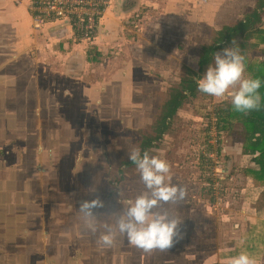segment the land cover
<instances>
[{
	"label": "flooded vegetation",
	"instance_id": "flooded-vegetation-1",
	"mask_svg": "<svg viewBox=\"0 0 264 264\" xmlns=\"http://www.w3.org/2000/svg\"><path fill=\"white\" fill-rule=\"evenodd\" d=\"M256 6L257 1L239 22L252 13ZM262 17L264 29V15ZM239 22L234 25L222 23L220 33L225 26L233 27ZM220 33L216 41L212 40V43H205L197 49V67L183 68L180 79L167 86L160 102L152 104L149 110L146 106H88L85 103L75 105L72 101L60 105L59 81H51L56 84L53 90L47 82V70L42 69L41 72V67H37L36 71L31 68L35 59L40 64L45 62L37 50L27 51L32 50L31 45L24 40L8 39L7 45L0 46V60L3 59L0 61V245L12 241L17 251L8 258V264H85L87 260L79 256L81 250L97 240L104 231L102 225L112 224L110 220L113 218L103 217L107 216V211L102 210L94 222L98 230L93 233L79 211L80 201L94 199L106 190L103 200L112 204L117 199V189L124 182V174L133 167L136 168V197L147 191L128 153L133 148H139L141 153L147 150L151 156H157V151H163V140L170 136L178 110L192 105L200 93L202 97L208 96L200 91L193 95L194 85L184 91L177 90L186 85L184 79L196 80L198 75L202 78L207 68L214 63L213 58L209 66L204 67V63L201 65V53L207 47L221 44ZM11 34L14 38L19 37L18 30ZM66 72L71 74L72 71ZM192 73L197 75L193 76ZM37 77L38 81L34 80ZM51 94H55L56 98L51 100ZM165 106L167 113L163 115L161 113ZM122 109L126 119L123 117L119 121ZM146 111L153 114L151 122L143 129L144 120L137 125V119L140 121ZM162 115L165 121L161 128L164 132L159 135L156 129ZM113 125L135 129L132 132L134 135L118 136ZM129 137L134 138L135 146L128 145ZM4 173L8 174L7 178ZM91 179L99 183L101 188L85 191L83 187L91 183ZM78 181L83 184V190L69 191L68 188ZM167 183L179 185L173 183L172 179ZM77 194L83 198L75 202ZM60 197H66L67 200ZM126 207L118 210L117 214H122ZM179 207L182 209L183 205ZM183 212L179 219H186ZM116 234L113 245L122 248L126 245V236L118 232ZM46 242L52 246L47 247ZM53 242H56L54 247ZM97 250L92 249L94 253ZM18 252L25 255L20 256ZM19 260L21 263H18ZM104 260L103 255L96 261L102 264ZM96 261L93 258L92 262Z\"/></svg>",
	"mask_w": 264,
	"mask_h": 264
},
{
	"label": "rangeland",
	"instance_id": "rangeland-1",
	"mask_svg": "<svg viewBox=\"0 0 264 264\" xmlns=\"http://www.w3.org/2000/svg\"><path fill=\"white\" fill-rule=\"evenodd\" d=\"M138 1L139 0H136V2ZM256 1L257 0H143L140 2L141 6L138 4L139 6L133 9V12L126 17L124 23L127 27L129 26V28H131L132 32H130V35L132 37H134L133 34L141 31V27H147L154 22L156 23L157 20L160 19V16H165L171 19V21L173 19L172 22H169V25H175L173 30L176 31V33L182 31L184 27L187 30L189 28L191 36H194L197 40H192V47L189 51V55L186 57V66L196 68V63H192L191 58L197 56V48L205 43H212V38L215 36V28L220 27L222 23L234 25L239 22L240 19L254 8ZM216 16L220 19L216 18ZM217 20L220 21L216 22ZM23 31L24 33L18 29V38H21V40L25 42L27 41L25 37L29 36L26 34V27L24 25ZM9 35L10 31H7V28L0 29V46L8 44L6 41ZM83 44L84 43L81 42L80 45H75L77 58L73 64H69L68 61H65L66 53L63 54L64 57L62 56V59H59V52L64 48H59L58 42L56 46L46 48L47 52L45 53L47 54V59L43 64H40L39 61L35 59V62L31 64V68L36 71L38 69L37 67H41V72L42 69H46L48 72L47 75L52 76L51 80L54 81V83L56 82L55 79L60 76L63 78L65 87H67L68 82L64 80L69 73L66 71H72L73 69L77 71L81 63L78 64V61L88 59V56H96L93 50H90L88 53V45ZM179 45H181V43H179ZM79 46L84 47L81 48ZM183 47L184 46H182V48ZM56 53L57 55H55ZM103 55L107 56L106 51L103 52ZM108 56L114 57L113 54ZM181 56L183 55L178 54V56L172 60L175 61L174 65L170 64L169 71L173 69V71H171L172 81L170 80L168 84L164 85L165 92L167 86L172 85L173 81L177 82L183 73L185 58H181ZM247 58L248 61L252 63L264 60V48L255 47L251 49L248 51ZM102 60V64H96L95 62L90 64L85 63L90 75H93L96 71L105 75L109 74L112 67H110V63H105L103 56ZM0 61L2 62L3 59L1 58ZM212 66H214V63ZM164 72L167 73V69H165ZM250 75L251 73L246 70L245 78H250ZM159 77H161V75H159ZM38 79L37 77V79L34 80L38 81ZM47 82L48 85L52 86V89L55 90L56 84H53L48 78ZM238 87L239 86L230 89V92L237 91ZM163 88L159 90L160 94L165 93L163 92ZM121 106L123 105H120V107ZM146 107L149 110L152 109L153 106ZM218 109L222 111L230 110L234 114L235 121H237V123L241 122L238 120L240 119L238 112L233 110L231 95H226L223 98H215L209 95L202 97L200 93L199 97L193 100L192 105H187L178 110L171 126L170 136L163 140V151L162 149H160L159 152L157 151V156L166 159L171 165L172 172L169 173L170 179L174 177L180 186L186 187L187 189V197L184 201L179 204L164 205L163 208L160 209V211H167L170 215L174 214L175 216H179L176 210L180 205H183V215L186 216V219H180L182 221L181 230L185 233L184 239L174 245L176 247H181V249H177V253L171 256L174 257L175 264H229L231 257L237 256V254L239 255L241 252H248L257 260V264H264V176H256L252 173L245 176L241 174L238 175L236 171L232 172L233 165L231 164V160L228 159L225 165L222 163L224 166L223 169L225 170V168H227L229 175L224 172L225 176H223L225 179L222 181L221 198L215 203L212 202L210 200L211 194L208 187L205 189L206 181L203 177V166L198 157V152H202L207 141L206 128L210 114L213 111L219 113ZM120 112L123 114L119 121H121L123 117L125 118L124 109ZM153 112H155V110H153ZM153 112L150 113L146 111L144 116L141 117L143 119H141L139 123L142 124L144 120L141 126L143 129L146 128L149 121L151 122V114H153ZM115 128L118 136L127 137L134 135L132 132L135 131V129L132 130L123 128L121 125H118V127L113 125V129ZM224 131L225 129H222L220 134V154L222 162L223 157L229 156L231 150L235 148L238 149V144L236 146H232L230 143L224 144L223 140L227 139V137L224 138L225 136L222 137ZM234 138V140L237 139V137ZM128 145L132 147L135 146L133 137L128 138ZM172 150H175V152L172 153L175 155L174 157H170ZM258 163L264 165V159L259 158ZM135 169L134 167L130 168L124 174V182H122L121 187L117 189L123 194L120 199H118L119 195L117 192L115 193L117 199H115L112 204L106 201L109 204L106 203L104 209L98 210L100 212L102 210L107 211V216L103 217L107 218L109 216L113 218V220H110L112 224L115 222V217L110 216L108 213H119L118 210L127 205V200L134 201L136 198V192L134 191V189H136ZM4 174L7 178L8 174ZM189 179L192 184L188 182ZM190 185L192 186L190 187ZM82 186L83 184H80V181H78L76 184L73 183L68 190L78 192V189H82ZM89 188L98 190L101 186L91 179V183L83 187L85 191L90 192ZM106 194L107 191L103 190L100 192V197L105 199ZM61 198L67 200L66 197H60V199ZM74 198H76L75 202H77L83 197L77 194ZM107 198H109V195ZM119 201H121L124 206ZM83 235L84 234L81 233L82 237ZM3 244L4 246L0 245V263L3 262L8 264V258L14 256L13 253L17 252L14 249L16 244L12 241H7ZM42 244L45 246V243ZM46 244L47 247L52 246L51 244L49 245L48 242H46ZM128 244L127 241L126 248ZM97 246L99 245L97 240H95L91 245L84 246L82 251H89L88 247L92 250L97 248ZM22 252H18L20 256L25 255ZM79 256L82 257L81 255ZM85 259L87 263H90L89 261L91 258ZM18 263H21L20 260Z\"/></svg>",
	"mask_w": 264,
	"mask_h": 264
},
{
	"label": "crops",
	"instance_id": "crops-1",
	"mask_svg": "<svg viewBox=\"0 0 264 264\" xmlns=\"http://www.w3.org/2000/svg\"><path fill=\"white\" fill-rule=\"evenodd\" d=\"M30 1L31 0H0V29L7 28V31H10L7 40H21V38L12 37L11 32L18 29L23 31L24 25L26 27V34L29 36L25 38L32 49L27 51H33V49L37 50V53L46 60V48L54 47L59 42V48H64L63 50L59 49L61 50L59 52V59H62V56L64 57L63 54L66 53L65 61H68L69 64H73L77 58L75 45H80L81 42L74 36L69 21L62 18H53L40 27V29H35L28 13V4ZM142 1L143 0H139L138 2H136V0H112L110 11L99 21L96 37L93 41L84 43L88 45V53L90 50H93L99 57L88 56V59L84 58L85 60L78 61V64L81 63L77 71L73 69L72 71L74 72H70L71 74L67 76L68 79L65 78L64 80L68 82L67 87H65L63 78L59 76V78L55 79L59 81L58 98L60 105L72 101L75 105L76 103L78 105L85 103L89 104L88 106H108L115 104L143 107L153 106L152 104L160 102L159 99L163 93L160 94L159 90L162 89L164 85L168 84L172 77L171 71H173V69L169 71L170 64L174 65L175 63V61L172 60H174L178 54H182L183 56H181V58H185L184 66L186 67V57L189 55V51L192 47V40L196 38L191 36L189 28L187 30L184 27L182 31L176 33V31L173 30L175 25H169L171 19L165 16H160V19L157 20L156 23L154 22L147 27H141V31L138 32L139 35L136 33L133 34L134 37H132L130 35L132 30L129 26L127 27L125 25L124 21ZM216 18H218V16H216ZM218 21L220 20L216 22ZM221 28L222 24L220 27L215 28V36L212 40L216 41L218 39ZM179 43H181V45H179ZM182 46L184 47L182 48ZM79 47L82 48L84 46ZM104 51H106L107 56L103 55ZM110 54H113L114 57L108 56ZM55 55H57V53ZM102 56L104 57L105 63H110V67H112L109 74L105 75L96 71L93 75H90L85 63L90 64L95 62L96 64H102ZM165 69H167V73L164 72ZM47 74L48 72L46 71L47 78L52 81V76ZM159 75H161V77H159ZM163 92H165V87L163 88ZM54 98H56L55 94H51L50 99L53 100ZM218 110L219 118L223 120V123L222 120H220L221 127L223 126V130L225 129L222 137H227L226 140H223L224 144L230 143L232 146L238 144V149L235 148L231 150L232 152L230 151L229 156L223 157L222 163L225 165L228 159H230L233 165L232 172L236 171L238 175L241 174L244 176L251 173L254 174L257 166L252 160L258 155V152H254L250 147L248 139L252 137L250 136V132H247V126L242 122V113L238 112V116H240L238 120L241 122L237 123L234 114L230 110ZM139 122L140 121L137 119V125ZM228 124H230V126L226 129ZM234 137H237V139L234 140ZM173 152H175V150H172L170 157L175 156L172 154ZM227 170L228 169L225 168L224 172L229 175ZM206 176V170L203 168V177L207 183ZM174 179L173 177V183L176 182ZM188 182L191 183V180L189 179ZM191 186L192 185H190V187ZM206 188L207 186L205 189ZM176 211L180 215L183 209L179 207ZM171 215L177 218L181 217L175 216L174 214ZM124 238L127 244V238ZM53 244L56 246V242H53ZM129 245L130 244H128L127 248L126 245L122 248L114 247V245L111 247L97 246L99 250H97L96 253L92 250H81L79 255L82 256L80 258L83 260H85V258H91L89 261L90 263L85 262V264H97L96 260L103 255L105 256V260L102 264H175L173 256L177 253V249H181V247L174 246L167 252H161L159 250L145 252L136 247H130ZM172 254L173 256H171ZM92 258L95 259L96 263L92 262ZM59 264L63 263L60 262Z\"/></svg>",
	"mask_w": 264,
	"mask_h": 264
},
{
	"label": "clouds",
	"instance_id": "clouds-1",
	"mask_svg": "<svg viewBox=\"0 0 264 264\" xmlns=\"http://www.w3.org/2000/svg\"><path fill=\"white\" fill-rule=\"evenodd\" d=\"M198 59L193 57L191 62L197 63ZM245 72V57L241 54L238 42L233 39L230 47L215 53L214 66L210 65L197 81L198 91L215 98L231 95L233 110L237 112L258 110L261 106V80L245 78ZM237 86V91L230 92V89ZM128 158L136 165L147 191L138 195L134 201L127 200V207L122 214L108 213L115 217V222L102 225L104 231L99 235L97 243L102 247L113 246L118 232L121 236H126L130 245L145 252H167L184 239L185 233L181 230L182 221L179 218L159 209L164 205L184 201L187 189L167 183L171 165L166 159L151 156L147 150L141 153L139 148H133L128 153ZM117 191L120 199L122 193ZM105 207L106 202L99 195L91 200L80 201L79 211L93 233L98 230L94 223L101 214L98 210ZM229 264H257V260L248 252H241L231 257Z\"/></svg>",
	"mask_w": 264,
	"mask_h": 264
},
{
	"label": "built area",
	"instance_id": "built-area-1",
	"mask_svg": "<svg viewBox=\"0 0 264 264\" xmlns=\"http://www.w3.org/2000/svg\"><path fill=\"white\" fill-rule=\"evenodd\" d=\"M112 0H31L28 13L35 29H40L51 19H67L74 36L83 43L91 42L98 32L99 21L110 11ZM221 119L219 113L210 114L207 141L200 153L207 174L210 200L221 198L224 169L220 154Z\"/></svg>",
	"mask_w": 264,
	"mask_h": 264
},
{
	"label": "trees",
	"instance_id": "trees-1",
	"mask_svg": "<svg viewBox=\"0 0 264 264\" xmlns=\"http://www.w3.org/2000/svg\"><path fill=\"white\" fill-rule=\"evenodd\" d=\"M257 8L250 13L247 17L241 20L236 26L230 27L225 26L223 28L222 36L220 38L221 44L217 46L207 47L202 51L201 56V65L204 63V67L212 64V59L215 56L216 52H222L226 47H230L233 39L238 42L242 55L245 57L246 70L251 73L250 78H258L261 80V88L259 90L261 96V106L258 110H252L247 113H242V122L245 123L248 130L250 132V136L252 138L248 139L250 143V147L254 152H258V155L252 160L257 169L254 171V175L256 176H264V165H260L259 158L264 159V60L259 61L257 63H252L248 61L247 54L248 51L255 48L264 46V29L263 25V17L264 15V0H257ZM98 56V54L96 55ZM193 76L197 75V73H192ZM199 75L196 80L193 79H184V84L186 85L182 89H178V91H184L192 87L193 95L195 92L200 93L198 91V85L195 81L199 80ZM167 106H165V110L161 113L165 115L167 113ZM177 106H175L176 108ZM163 115L159 119V123L157 124V133L161 135L164 132V129L161 126L164 125ZM230 124L227 125L228 129ZM223 129V126H222ZM200 162L203 166V162L200 157V152L198 154ZM212 201V200H211ZM240 248V247H239Z\"/></svg>",
	"mask_w": 264,
	"mask_h": 264
},
{
	"label": "water",
	"instance_id": "water-1",
	"mask_svg": "<svg viewBox=\"0 0 264 264\" xmlns=\"http://www.w3.org/2000/svg\"><path fill=\"white\" fill-rule=\"evenodd\" d=\"M173 108H174V106H173Z\"/></svg>",
	"mask_w": 264,
	"mask_h": 264
}]
</instances>
